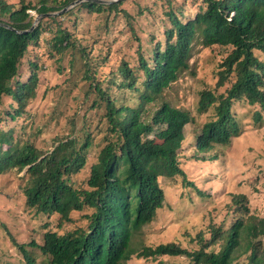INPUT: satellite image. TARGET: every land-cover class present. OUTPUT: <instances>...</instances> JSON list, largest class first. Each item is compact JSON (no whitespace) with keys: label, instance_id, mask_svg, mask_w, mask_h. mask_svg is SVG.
<instances>
[{"label":"trees","instance_id":"1","mask_svg":"<svg viewBox=\"0 0 264 264\" xmlns=\"http://www.w3.org/2000/svg\"><path fill=\"white\" fill-rule=\"evenodd\" d=\"M73 1L0 0V175L14 168L25 170L26 206L37 215L57 214L60 227L73 221L74 212L90 211L82 217L86 228L44 229L40 243H14L23 261L38 264L43 257L41 264H126L133 257L183 256L190 264H264V217L250 213L243 193L234 194L227 204L233 213L230 225L210 222L209 237L202 230L194 238L196 249L176 242L150 246L137 241L164 206L160 177L182 176L185 185L196 187L180 159L187 126H195V115L188 107L164 100L165 91L189 68L195 45L231 48L217 64L214 90L197 94L198 112L212 109L213 117L200 131L195 127V160L216 159L207 152L240 135L235 103L264 109V0H199L196 13L188 17L184 9L170 5L165 11L164 39L154 38L150 56L137 49L134 64L124 58L110 60L111 49L95 54L94 47L88 49L59 21L84 10L104 15L106 23L121 12L129 17L122 9L123 0H85L60 15L43 16L30 30L34 22L30 10L58 12ZM45 32L50 53L59 55V62L72 51L69 63L73 65L79 54L84 80L89 83L78 109L81 124L74 117L70 132L56 136L52 149L39 147L29 132L22 136L19 125L8 126V120L24 117L37 97L44 62L30 60L31 72L25 81L21 68ZM119 94L128 97L120 100ZM100 109L101 120L108 123L104 145L89 163L94 129L88 114ZM257 110L253 119L259 123L262 115ZM86 168L88 180L76 182L75 176Z\"/></svg>","mask_w":264,"mask_h":264},{"label":"rangeland","instance_id":"2","mask_svg":"<svg viewBox=\"0 0 264 264\" xmlns=\"http://www.w3.org/2000/svg\"><path fill=\"white\" fill-rule=\"evenodd\" d=\"M123 1L122 9L129 13V17L121 12L115 20L111 17L106 23L104 15L90 14L84 10L78 11L77 17H59V21L63 28L74 33L88 49L94 47L95 54L102 55L111 49L110 60L124 58L134 64L137 49L150 56L155 47L154 38L164 39L167 22L165 11L170 5L184 9L188 17L196 13L199 0ZM30 13L35 20L38 14L34 10H30ZM48 37L46 32L43 33L40 44L30 48L21 68V77L25 81L31 72L29 61L36 59L39 64L44 62L43 69L39 71L37 97L27 108V114L16 121L8 120V126L19 125L22 136L29 132V136L39 147L52 149L56 136L70 132L74 117L78 125L81 124L82 117L79 116L78 109L85 99L89 83L84 80L81 65L83 60L79 54L76 53L73 65L69 63L71 54L74 53L72 51L59 62L60 56L50 53ZM230 51L231 48H202V45L196 44L189 68L165 91L164 100L180 108L188 107L195 115V126H187L188 136L182 145L180 159L187 178L203 193L195 186L185 185L182 176L160 177L159 183L166 194L164 206L143 228L137 240L139 243L156 246L159 243L176 242L189 249L198 248L194 238L202 230L209 237L207 225L210 222L220 224L224 221L226 226L230 225L233 213L227 204L234 194L247 195L250 213L264 217V109L246 102L235 103L233 112L240 121V135L233 137L229 144L215 145L207 152V156L215 155L216 159H194L197 157L194 156L195 133L200 131V126L205 121L213 117L212 109L204 114L198 112L197 94L207 88L214 90L217 64ZM262 59L264 61V55ZM127 97L119 94L118 98L124 100ZM90 104L91 101L88 100L87 107ZM257 109L262 115L259 123L253 119ZM102 113L103 110L100 109L91 110L88 114L94 129V145L89 149V163L96 160L104 145V131L108 123L105 119L101 120ZM88 177L89 170L86 168L75 176V181L82 183ZM26 178L25 170L18 171L17 168L0 175V264H26L14 243H28L31 240L40 243L44 229L65 232L77 227H87V220L82 217L90 213L89 210L74 212L73 221L60 227L57 214L51 217L37 215L34 210L29 209L23 194ZM42 259L43 257L38 264H41ZM126 264H190V261L183 256H165L154 260L133 257Z\"/></svg>","mask_w":264,"mask_h":264},{"label":"water","instance_id":"3","mask_svg":"<svg viewBox=\"0 0 264 264\" xmlns=\"http://www.w3.org/2000/svg\"><path fill=\"white\" fill-rule=\"evenodd\" d=\"M85 0H75L73 1L70 5H68L67 7H65L64 9H62L61 11H58V12H50V13H46V14H38V16L35 18L34 22H33V25L31 27L30 30H32L34 27L37 26V24L39 23L40 19L43 17V16H54V15H58L60 14L61 12H64L66 11L67 9H69L70 7H73L74 5L78 4V3H81ZM92 1H95V2H99V3H114V2H118V1H121V0H92Z\"/></svg>","mask_w":264,"mask_h":264}]
</instances>
